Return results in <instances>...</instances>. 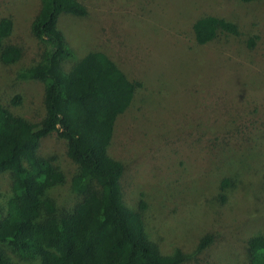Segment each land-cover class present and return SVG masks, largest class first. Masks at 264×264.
Segmentation results:
<instances>
[{
    "label": "rangeland",
    "instance_id": "1",
    "mask_svg": "<svg viewBox=\"0 0 264 264\" xmlns=\"http://www.w3.org/2000/svg\"><path fill=\"white\" fill-rule=\"evenodd\" d=\"M81 2L88 8L85 17H59L69 45L78 56L105 50L145 85L120 119L111 148L127 163L121 179L125 203L139 209L144 194L146 230L163 254L176 248L192 253L203 235L216 233L204 252L182 264H248L249 239L264 234V0ZM40 8L41 0H0V17L17 20L1 52H22L16 62L0 59V96L22 94L24 103L12 108L34 121L46 112L45 84L17 73L41 60L43 44L31 31ZM208 15L235 24L238 33L219 29L213 41L199 44L193 23ZM253 31L260 38L251 49ZM74 63L66 60L64 69ZM40 153L54 157L66 174L50 195L68 213L83 199L72 190L80 166L56 133L41 141ZM225 179L230 184L223 189ZM10 194L11 177L3 173V205Z\"/></svg>",
    "mask_w": 264,
    "mask_h": 264
},
{
    "label": "trees",
    "instance_id": "2",
    "mask_svg": "<svg viewBox=\"0 0 264 264\" xmlns=\"http://www.w3.org/2000/svg\"><path fill=\"white\" fill-rule=\"evenodd\" d=\"M62 13L85 17L88 8L81 0H41L31 23L43 44L41 60L17 73L21 80L45 84L44 117L34 121L17 113L12 107L24 103L20 93L0 96V175L11 177L6 205L0 200V264H182L204 252L216 233L203 235L192 253L176 248L163 254L146 230L144 210L149 204L144 194L139 209L125 203L121 179L127 163L114 157L111 148L120 119L145 85L101 48L78 56L59 28ZM219 29L238 33L235 24L218 16H202L193 23L201 45L213 41ZM16 30L14 15L0 17L3 62H16L22 55L12 47L1 52ZM249 35L248 47L253 49L260 33ZM71 58L75 63L65 70ZM54 133L66 140L68 157L80 166L72 190L83 199L65 214L50 192L66 182V174L54 157L40 153L41 141ZM229 184L223 180L222 188ZM246 252L248 264H264V234L251 237Z\"/></svg>",
    "mask_w": 264,
    "mask_h": 264
}]
</instances>
